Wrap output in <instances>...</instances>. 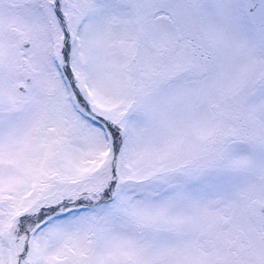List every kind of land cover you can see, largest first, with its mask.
Returning <instances> with one entry per match:
<instances>
[{
    "label": "snow or ice",
    "instance_id": "1",
    "mask_svg": "<svg viewBox=\"0 0 264 264\" xmlns=\"http://www.w3.org/2000/svg\"><path fill=\"white\" fill-rule=\"evenodd\" d=\"M0 264H264V0H0Z\"/></svg>",
    "mask_w": 264,
    "mask_h": 264
}]
</instances>
